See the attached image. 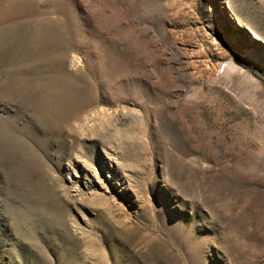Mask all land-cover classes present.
<instances>
[{
  "label": "rangeland",
  "instance_id": "obj_1",
  "mask_svg": "<svg viewBox=\"0 0 264 264\" xmlns=\"http://www.w3.org/2000/svg\"><path fill=\"white\" fill-rule=\"evenodd\" d=\"M18 15L61 20L105 100L51 131L0 92V264H264V0H0Z\"/></svg>",
  "mask_w": 264,
  "mask_h": 264
},
{
  "label": "bare ground",
  "instance_id": "obj_2",
  "mask_svg": "<svg viewBox=\"0 0 264 264\" xmlns=\"http://www.w3.org/2000/svg\"><path fill=\"white\" fill-rule=\"evenodd\" d=\"M60 21L18 15L0 25V58L8 52L12 62L11 67L0 70V92L33 105L38 119L49 124L51 131L72 127L88 105L105 100L103 90L95 98L87 78L68 71V33ZM1 139L6 147L15 146ZM23 154L30 167L41 173L38 156L29 145H23ZM71 252L75 253V247Z\"/></svg>",
  "mask_w": 264,
  "mask_h": 264
}]
</instances>
